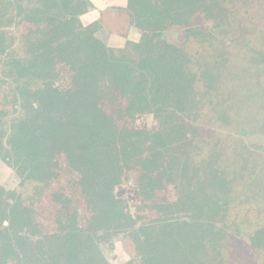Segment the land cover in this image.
Segmentation results:
<instances>
[{
  "label": "trees",
  "instance_id": "1",
  "mask_svg": "<svg viewBox=\"0 0 264 264\" xmlns=\"http://www.w3.org/2000/svg\"><path fill=\"white\" fill-rule=\"evenodd\" d=\"M222 1L128 0L133 25L141 34L134 46L136 61L124 49L116 51L95 39V23L84 26L80 9L93 6L91 0H0L5 17L16 9L19 22L27 25L24 35L31 54L42 52L29 64L14 58L8 64L17 76L43 80L42 89L31 93L27 102L40 99L55 135L39 150L24 124L0 132V157L24 183L38 184L40 194L24 199L0 188V264H110L100 244L118 232L134 243L135 257L124 264L223 263L219 240L226 236L216 239L207 233L216 226L193 192L176 206L155 209L160 217L154 222L143 224L145 217L140 216L141 226L133 232L129 206L115 194L127 168L148 179L155 193L175 184L181 159L167 155L171 148L162 131L154 129L149 139L137 140L134 129L118 124L125 116L153 115L161 121L170 108L190 116L197 113L200 101L194 87L199 76L185 73L187 54L164 35L172 28H180L187 37L205 34L198 23L213 19ZM3 44L0 33V53L5 52ZM58 67L77 72L74 82H86L76 84L78 100L66 97L53 83ZM83 70L88 76L81 81ZM134 73L142 79L136 81ZM161 82L172 84L165 90ZM44 192L50 193L48 198H41ZM46 205L52 211L45 212ZM195 207L191 216L185 214L189 220L178 214ZM46 224L51 226L45 229ZM57 232L54 244L49 238ZM250 243L264 251V226Z\"/></svg>",
  "mask_w": 264,
  "mask_h": 264
},
{
  "label": "rangeland",
  "instance_id": "2",
  "mask_svg": "<svg viewBox=\"0 0 264 264\" xmlns=\"http://www.w3.org/2000/svg\"><path fill=\"white\" fill-rule=\"evenodd\" d=\"M91 2L93 6L80 9L84 26L95 23V39L116 51L124 49L138 61L134 46L141 34L133 25L127 0ZM220 7L213 19L197 22L203 24L205 34L187 37L180 28H172L164 35V40L187 54L182 67L185 73L199 76L194 87L200 101L196 116L170 108L161 121L153 115L125 116L118 124L119 128L128 125L134 129L137 140L149 139L154 129L162 131L171 148L167 155L181 159L174 187L155 193L148 179L136 169L127 168L115 194L129 206L134 222L129 230L133 232L141 226L140 216L145 217L143 224L154 222L160 217L155 209L187 201L191 191L199 202H204L206 216L216 226L215 231L209 228L207 233L216 239L226 236L219 240L222 264H264V251L250 245V237L264 226V0H224ZM10 15L5 17L0 9L5 48L0 53V132L24 124L37 148L43 150L55 135L44 118L40 99L27 100L31 93L42 89L44 82L32 76H17L8 64L13 58L29 64L31 59L42 57V52L31 54L24 35L27 25L19 22L16 9ZM82 72L84 81L88 73L83 70L79 75ZM58 74L53 83L66 97L78 100L81 92L76 84L86 82H74L77 72L67 68L58 67ZM134 79L140 81L142 77L134 73ZM161 83L165 90L172 84ZM36 186L35 182L24 183L18 171L0 157V188L6 194L15 192L24 199H35L40 195ZM49 195L44 192L41 198ZM50 209L45 206V212ZM197 209L180 210L178 214L187 218L185 214L191 216ZM50 226L46 224L45 229ZM59 236L57 232L49 240L56 244ZM126 236L118 232L100 244L110 264H124L135 257L134 243ZM41 242L45 250V242ZM176 257L182 258L179 253Z\"/></svg>",
  "mask_w": 264,
  "mask_h": 264
},
{
  "label": "flooded vegetation",
  "instance_id": "3",
  "mask_svg": "<svg viewBox=\"0 0 264 264\" xmlns=\"http://www.w3.org/2000/svg\"><path fill=\"white\" fill-rule=\"evenodd\" d=\"M127 3H128V0H127ZM127 5V4H126ZM128 6V5H127ZM128 9V8H127ZM137 29V28H136ZM140 32V31H139Z\"/></svg>",
  "mask_w": 264,
  "mask_h": 264
}]
</instances>
